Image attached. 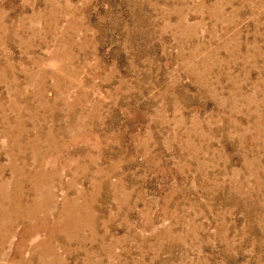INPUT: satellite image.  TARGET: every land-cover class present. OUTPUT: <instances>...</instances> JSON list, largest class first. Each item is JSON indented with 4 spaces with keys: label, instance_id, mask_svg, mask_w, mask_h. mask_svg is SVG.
<instances>
[{
    "label": "rangeland",
    "instance_id": "374dc122",
    "mask_svg": "<svg viewBox=\"0 0 264 264\" xmlns=\"http://www.w3.org/2000/svg\"><path fill=\"white\" fill-rule=\"evenodd\" d=\"M0 264H264V0H0Z\"/></svg>",
    "mask_w": 264,
    "mask_h": 264
}]
</instances>
